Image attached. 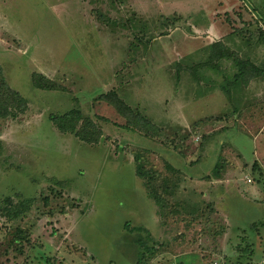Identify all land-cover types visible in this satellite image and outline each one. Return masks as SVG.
Masks as SVG:
<instances>
[{
	"label": "rangeland",
	"instance_id": "rangeland-1",
	"mask_svg": "<svg viewBox=\"0 0 264 264\" xmlns=\"http://www.w3.org/2000/svg\"><path fill=\"white\" fill-rule=\"evenodd\" d=\"M263 13L264 0H0V65L28 102L0 118V201L33 198L12 225L0 219V264H136L137 234L156 253L146 264H264V76L241 84L234 110L219 88L233 63H202L220 41L261 65ZM32 73L70 91L38 89ZM111 89L159 126L155 137L123 127L102 99ZM71 108L101 128L98 143L49 119ZM135 149L148 167L177 168L176 198L199 190L208 220L163 217ZM16 226L21 243L10 241Z\"/></svg>",
	"mask_w": 264,
	"mask_h": 264
},
{
	"label": "trees",
	"instance_id": "trees-1",
	"mask_svg": "<svg viewBox=\"0 0 264 264\" xmlns=\"http://www.w3.org/2000/svg\"><path fill=\"white\" fill-rule=\"evenodd\" d=\"M253 9L257 12L256 8ZM97 17L99 19H104L105 15L97 12ZM260 17L264 22V13L261 14ZM106 21L109 23L115 22L111 18ZM257 29L260 34V41L264 42V30L259 27ZM246 40L249 41L248 38H246ZM219 42L220 41H214L209 45L210 48L212 47L210 52L211 55L208 60L202 63H205L206 68L211 65L210 62L212 59L218 61L221 59L229 60L233 63L231 65L233 68L230 74L226 75V72L222 71L221 74L223 77L228 78L226 84L220 85L219 88L220 91L223 93L225 92L228 99L233 102V109L237 110V106L240 103L239 91L241 84L245 85L251 78L264 76V62H262L261 65H258L249 57H239L233 54L226 44L220 45L221 42ZM199 65L200 64L197 66ZM31 84L41 90H60L62 92L70 91L69 88L41 73L31 74ZM102 99L112 105L118 111V114L125 118V122L122 124L124 128L141 133L146 137H155V135L158 134V131L156 132V130H160L159 126L146 117L138 106L126 103L114 89H111L104 94L102 93ZM27 108V99L8 83L0 65V118L15 119L20 114H23ZM49 119L60 133L74 135L83 142L96 144L102 137L101 128L92 120V118L85 117L78 108H71L60 114H49ZM2 151L3 146L0 141V155ZM141 151L142 150L140 149L133 150L135 171L136 174L143 179L145 187L148 190V195L157 202L160 214H162L163 217H174L176 215L181 216V214H183L185 217H188L187 227L198 222L200 217L203 218L205 216V220H208V215H205L202 212L205 207H207V201L203 198L204 195L199 190H193L192 194L185 193L186 197L188 196L191 198L187 197L177 199L176 193H178V190L180 189L181 192L185 190V188H180V171L177 168H173V166L167 162L163 164V169L155 166H146L145 158L148 156V151ZM218 162L219 161L216 162L213 170V174L215 176L218 175V169L221 166ZM161 170L166 171L167 174H162ZM53 179L55 184L62 186L69 180ZM184 181L186 180L183 179V182ZM50 189L52 190V187H50ZM189 191L191 190L189 189ZM174 195H176V201L173 198ZM44 199L46 198L44 197ZM190 199H192L193 202H191ZM32 201V197H26L24 199L16 197L13 199L11 196L3 197L0 201V219H2V223L4 225H12L14 219L22 216L26 209L30 208ZM193 213H195V215ZM202 221H204V219H202ZM261 223L263 222H252L250 227L257 232V226ZM132 229L135 231L139 228L134 229V227H132ZM199 230L200 228H198L197 231ZM12 234L13 236L10 240L11 242L19 241L21 243L22 240L25 239L23 230H21L18 226L14 228ZM183 235L173 236V239L178 238L179 243H177L176 246L183 243ZM145 239L149 240V236L147 234L145 236L137 234L134 239V243L137 244L139 248L136 264H146L148 260L151 261L156 254L153 246H148ZM178 248L182 249L181 246ZM242 251L245 252L244 249H242ZM164 257H166V255ZM258 260L254 261L252 264H257Z\"/></svg>",
	"mask_w": 264,
	"mask_h": 264
}]
</instances>
